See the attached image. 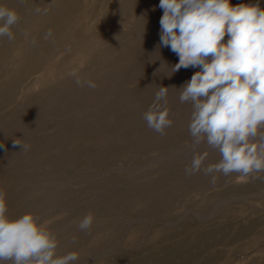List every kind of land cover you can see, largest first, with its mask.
Returning <instances> with one entry per match:
<instances>
[{
  "label": "rangeland",
  "instance_id": "obj_1",
  "mask_svg": "<svg viewBox=\"0 0 264 264\" xmlns=\"http://www.w3.org/2000/svg\"><path fill=\"white\" fill-rule=\"evenodd\" d=\"M159 3L0 0L19 15L15 38L0 37L7 216L32 213L57 255L78 253L75 264H264V172L216 173L212 184L203 170L221 156L201 143L208 157L186 174L192 105L179 95L200 69L173 72L178 56L158 48ZM73 71L96 87L78 86ZM161 86L172 120L163 135L142 118ZM88 213L93 224L81 231Z\"/></svg>",
  "mask_w": 264,
  "mask_h": 264
},
{
  "label": "clouds",
  "instance_id": "obj_2",
  "mask_svg": "<svg viewBox=\"0 0 264 264\" xmlns=\"http://www.w3.org/2000/svg\"><path fill=\"white\" fill-rule=\"evenodd\" d=\"M159 7L163 15L158 48L167 47L178 56L173 72L200 69L182 85L179 95L181 103L192 105L188 131L194 155L186 174L200 171L208 157V151L196 152L201 143L221 156L219 163L203 170L212 184L216 173L248 177L264 172V8L259 0L237 5L231 0H160ZM18 22L14 9L0 5V37L13 40L12 28ZM51 35L49 29L45 38ZM70 75L78 86L96 87L75 71ZM168 88L159 87L142 117L149 129L161 135L172 125L168 108L160 103L167 104ZM93 221L94 215L88 213L79 229L88 231ZM57 247L55 235L32 213L9 219L5 193L0 190V264H75L77 252L60 256Z\"/></svg>",
  "mask_w": 264,
  "mask_h": 264
},
{
  "label": "bare ground",
  "instance_id": "obj_3",
  "mask_svg": "<svg viewBox=\"0 0 264 264\" xmlns=\"http://www.w3.org/2000/svg\"><path fill=\"white\" fill-rule=\"evenodd\" d=\"M116 1H117V0H116ZM231 2H233V1H231ZM238 2H239V1H238ZM102 8H103V7H102ZM102 8H101V9H102ZM70 14H71V13H70ZM98 15H99V14H98ZM43 17H44V16H43ZM153 19H154V18H153ZM66 20H67V19H66ZM66 20L64 21V23L66 22ZM153 22H154V21H153ZM77 23H78V22H77ZM77 23H76V24H77ZM63 40H64V39H63ZM63 42H64V41H63Z\"/></svg>",
  "mask_w": 264,
  "mask_h": 264
}]
</instances>
